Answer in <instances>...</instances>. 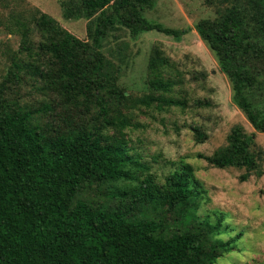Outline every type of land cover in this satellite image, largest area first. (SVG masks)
Listing matches in <instances>:
<instances>
[{"label": "trees", "instance_id": "16d2710c", "mask_svg": "<svg viewBox=\"0 0 264 264\" xmlns=\"http://www.w3.org/2000/svg\"><path fill=\"white\" fill-rule=\"evenodd\" d=\"M156 1L60 0L65 20L85 21L84 38L36 8H9L5 26L20 45L0 82V264H215L234 249L233 239H216L224 232L221 218L193 222L202 193L188 165L156 185L145 177L149 167L128 149L118 163L123 172L108 175L111 139L131 126L132 111L187 108V100L172 96L182 88V76L171 77L174 64L158 49L147 60L145 93L133 95L119 83L129 63L126 38L155 31L180 41L186 34L145 18ZM203 3L212 16L198 19L194 31L254 133L235 124L223 146L198 157L210 168L242 171L241 181L259 178L264 153L254 138L264 134V0ZM26 75L38 79V91L51 93L35 110L15 90ZM192 130L197 143L206 140L199 128ZM103 175L136 183L146 195L113 210L76 201L81 182ZM151 191L162 201L146 202ZM136 206L139 216L170 214L181 230L191 224L190 238L163 241L132 216Z\"/></svg>", "mask_w": 264, "mask_h": 264}, {"label": "rangeland", "instance_id": "374dc122", "mask_svg": "<svg viewBox=\"0 0 264 264\" xmlns=\"http://www.w3.org/2000/svg\"><path fill=\"white\" fill-rule=\"evenodd\" d=\"M59 1L0 0V82L8 69L9 56L20 45V37L10 34L5 26L9 8L16 11L36 8L54 18L73 35L85 37V21L65 20ZM211 16L212 8L206 7L203 0H157L145 18L165 27L186 30V34L180 41L155 31L140 34L136 39L126 38L129 41V63L122 68L120 85L133 95L145 93L147 60L151 51L158 49L174 64L168 71L171 77L177 73L182 76V88L172 96L187 100V108L184 112L173 107L164 111L151 108L132 111L131 126L123 128L120 136L111 139L108 175L123 172L118 163L121 154L128 149H132L131 153L139 156L141 162L149 167L145 177H150L156 185L163 184L168 174L188 165L202 193L193 222L204 225L221 218L224 232L216 239L223 242L233 239L234 249L224 253L215 264H264V174L259 178L252 175L248 180L241 181L242 171L210 168L198 157L209 156L223 146L235 124L242 125L248 133H254L244 115L232 104L230 85L219 71L214 55L194 31L198 19ZM203 74L206 75L204 80ZM26 77V84L21 83L15 90H18L23 102L35 110L49 100L51 93L38 91L41 86L38 79ZM198 102L202 103L201 107ZM205 102L210 106H205ZM193 127L206 135L205 141H195ZM254 141L255 147L264 153V134L255 133ZM121 144L126 145V149ZM262 166L264 169V154ZM106 177L103 175L85 184L81 182L76 201L113 210L122 209L132 202L134 196L143 199L146 195L136 183H114L106 181ZM146 198V202L162 201V196L156 191L147 193ZM139 209L136 206L132 216H137L141 224L163 241L174 243L179 238H190L188 234L192 230L187 232V229L191 228V224L181 230L178 223H170V214L156 212L152 216H139Z\"/></svg>", "mask_w": 264, "mask_h": 264}]
</instances>
